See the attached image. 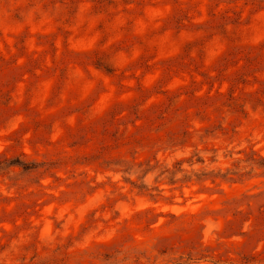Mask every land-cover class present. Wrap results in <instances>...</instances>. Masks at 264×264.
Listing matches in <instances>:
<instances>
[{
    "label": "rangeland",
    "instance_id": "374dc122",
    "mask_svg": "<svg viewBox=\"0 0 264 264\" xmlns=\"http://www.w3.org/2000/svg\"><path fill=\"white\" fill-rule=\"evenodd\" d=\"M0 264H264V0H0Z\"/></svg>",
    "mask_w": 264,
    "mask_h": 264
}]
</instances>
